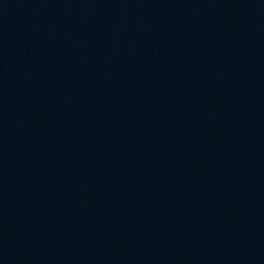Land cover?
<instances>
[{"label":"water","instance_id":"obj_1","mask_svg":"<svg viewBox=\"0 0 264 264\" xmlns=\"http://www.w3.org/2000/svg\"><path fill=\"white\" fill-rule=\"evenodd\" d=\"M0 264H264V0H0Z\"/></svg>","mask_w":264,"mask_h":264}]
</instances>
